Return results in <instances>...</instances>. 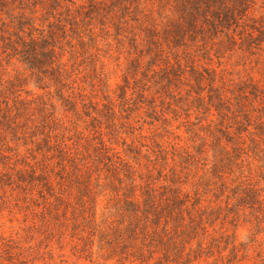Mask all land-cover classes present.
Returning <instances> with one entry per match:
<instances>
[{"label": "clouds", "instance_id": "obj_1", "mask_svg": "<svg viewBox=\"0 0 264 264\" xmlns=\"http://www.w3.org/2000/svg\"><path fill=\"white\" fill-rule=\"evenodd\" d=\"M112 4L0 9V264H264V0Z\"/></svg>", "mask_w": 264, "mask_h": 264}, {"label": "trees", "instance_id": "obj_2", "mask_svg": "<svg viewBox=\"0 0 264 264\" xmlns=\"http://www.w3.org/2000/svg\"><path fill=\"white\" fill-rule=\"evenodd\" d=\"M8 0H0V9H2ZM15 2V0H12ZM38 0H31L32 6ZM120 0H113L112 6H116ZM177 12L180 16V23L171 25L169 30L165 33V37L170 39L174 45H179L184 35L189 32H193L195 21L198 17H202L211 10V16L213 21H216L220 26H229L230 23H234L233 11L239 7L243 0H172ZM231 4V7L228 5ZM25 5L21 4L20 7ZM56 6V0H50V7ZM90 11H97L95 8H90ZM18 30L23 29L30 24V21L23 16H17L14 18ZM3 25L0 24V28ZM258 40H264V32L260 33ZM131 43V42H130ZM47 41H40L39 43H30L26 46L24 52V58L30 67H34L39 70L45 63L48 62V54L44 49L47 47ZM31 179V177H29ZM42 179V178H41Z\"/></svg>", "mask_w": 264, "mask_h": 264}]
</instances>
